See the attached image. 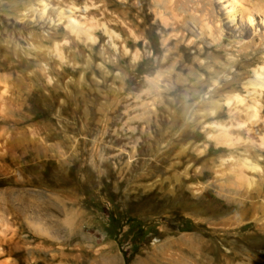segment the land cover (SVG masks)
I'll list each match as a JSON object with an SVG mask.
<instances>
[{"label":"clouds","instance_id":"obj_1","mask_svg":"<svg viewBox=\"0 0 264 264\" xmlns=\"http://www.w3.org/2000/svg\"><path fill=\"white\" fill-rule=\"evenodd\" d=\"M10 152L54 160L81 195L56 202L16 171L19 189L0 192V256L15 244L32 264H136L84 201L121 185L138 200L165 166L162 195L226 206L242 227L248 205L264 212V0H0V158ZM168 243L145 246L162 264H212Z\"/></svg>","mask_w":264,"mask_h":264},{"label":"rangeland","instance_id":"obj_2","mask_svg":"<svg viewBox=\"0 0 264 264\" xmlns=\"http://www.w3.org/2000/svg\"><path fill=\"white\" fill-rule=\"evenodd\" d=\"M44 108L45 104H43ZM42 115L55 123L54 113L42 111ZM32 167L31 180L28 183L33 191L43 189L56 202H71L73 195H81L79 192H74V178H65L54 160L45 162L43 167L39 165ZM157 175L163 181L162 187L156 186L154 191L141 196L138 200L135 197L125 196L124 185H121L119 196L109 188L107 193L101 192L99 195L95 192H87V199L84 201L85 208L95 218V222L108 232L110 238L116 240L121 250L125 245H131L136 264H162L159 259L151 255V249L145 246L150 236L157 237L162 244L175 242L168 243L167 247L186 257H199L203 253L212 258V263L219 252L224 253L225 247L231 249L228 255L240 249L264 260V225L254 219L257 215L264 217V212L253 205H248V213L245 217L248 223L239 228L233 227L232 221L222 219L228 215L226 206L225 209L215 213H206L204 208L198 207L194 201L182 195L177 197L162 195L169 187L165 177L170 176L171 173L166 171L165 166L158 170ZM156 179L157 176L152 177V181ZM152 181L143 183L150 184ZM0 192H3L2 186ZM104 200L114 206V212L107 210ZM129 200L131 202L127 204V211H123L125 202ZM93 209L95 211H92ZM169 216L174 219L169 221ZM102 217H107V222ZM209 219L216 221L212 227L207 223ZM25 234L32 239L31 234L26 233V230ZM16 247L15 244L11 248L6 247V254L0 256V264H32L29 254L25 251H17ZM53 255L54 253L48 254V264H73L71 259L61 260L57 257L52 260ZM36 264H43V258L37 257Z\"/></svg>","mask_w":264,"mask_h":264},{"label":"bare ground","instance_id":"obj_3","mask_svg":"<svg viewBox=\"0 0 264 264\" xmlns=\"http://www.w3.org/2000/svg\"><path fill=\"white\" fill-rule=\"evenodd\" d=\"M39 103L43 112H49L46 108L43 109L45 101L41 100ZM12 151L15 150L13 149ZM49 161L42 154L38 158L36 156H28L24 160L13 159L11 152L7 158H0V186H2L3 192L10 194L19 189L20 185L15 176L16 171H20L25 176V180L29 182L32 165L43 167L45 162L48 163ZM25 199L26 202H29L32 197H26ZM212 264H264V260L250 252L239 249L230 255L219 252Z\"/></svg>","mask_w":264,"mask_h":264}]
</instances>
